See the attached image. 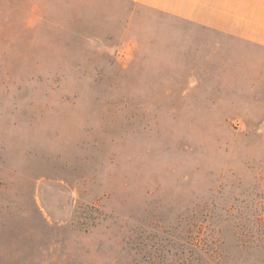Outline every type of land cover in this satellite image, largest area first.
<instances>
[{
	"label": "rangeland",
	"instance_id": "374dc122",
	"mask_svg": "<svg viewBox=\"0 0 264 264\" xmlns=\"http://www.w3.org/2000/svg\"><path fill=\"white\" fill-rule=\"evenodd\" d=\"M31 1L0 0V264H188L190 228L264 258L248 52L100 5L29 20Z\"/></svg>",
	"mask_w": 264,
	"mask_h": 264
},
{
	"label": "crops",
	"instance_id": "0c3cea01",
	"mask_svg": "<svg viewBox=\"0 0 264 264\" xmlns=\"http://www.w3.org/2000/svg\"><path fill=\"white\" fill-rule=\"evenodd\" d=\"M30 4L29 20L46 19L41 16L46 13L43 6L50 5L105 6L107 20L128 21L134 14L151 13L154 19L166 18L171 28L182 29L185 37L214 36L217 51L222 45L231 46L233 54L247 51L249 67L264 70V0H32Z\"/></svg>",
	"mask_w": 264,
	"mask_h": 264
},
{
	"label": "trees",
	"instance_id": "16d2710c",
	"mask_svg": "<svg viewBox=\"0 0 264 264\" xmlns=\"http://www.w3.org/2000/svg\"><path fill=\"white\" fill-rule=\"evenodd\" d=\"M195 228H190L191 235V254L188 264H264V258H236L227 256L223 244L202 241L200 237L195 234ZM258 247V246H257ZM254 247L255 250L261 247ZM251 247L246 244L236 245L237 251H243Z\"/></svg>",
	"mask_w": 264,
	"mask_h": 264
}]
</instances>
